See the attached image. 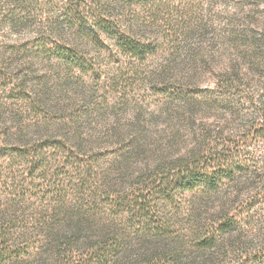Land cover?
<instances>
[{
	"label": "rangeland",
	"instance_id": "1",
	"mask_svg": "<svg viewBox=\"0 0 264 264\" xmlns=\"http://www.w3.org/2000/svg\"><path fill=\"white\" fill-rule=\"evenodd\" d=\"M106 1L0 0V264H264V0Z\"/></svg>",
	"mask_w": 264,
	"mask_h": 264
},
{
	"label": "trees",
	"instance_id": "2",
	"mask_svg": "<svg viewBox=\"0 0 264 264\" xmlns=\"http://www.w3.org/2000/svg\"><path fill=\"white\" fill-rule=\"evenodd\" d=\"M170 1L171 0H107L105 5L102 6L101 8L108 6V8H110L111 11L113 12L115 9L121 8L123 5L127 4L130 6V4L132 3L135 4L137 3V4H141V6L152 17L153 12L154 13L156 12L158 15L160 10L164 8H168ZM80 7L81 6L78 4L76 7L78 9L77 10L75 9V11H73L74 15L70 17V21H72V24L76 25V29H78L77 34H79L81 38L84 37L90 41L93 40V42H98L103 38L102 36H108L109 38L113 39L116 42V44L120 46L122 50L129 52L128 54H130L133 57L135 56L143 57V55L147 51H150L149 48L151 47L149 46V44L143 41L145 38L142 37L141 31L138 29L137 26L135 27L134 23L131 24L123 23L118 19L113 20L112 18L109 17L112 15L99 16L98 10L100 9V7L99 9H97V12L95 11L91 13L87 11L85 12L84 11L85 9H83V11L82 10L80 11ZM71 49H75V48H71ZM59 51H71V50L61 49ZM67 57L68 60H74L75 62H78L79 60L78 57L75 55V53L74 54L68 53ZM12 150L23 156L30 154V151L28 149H23L15 146L13 147ZM180 160H177L176 162L179 164V166H183L182 169H183V173L185 174V177L183 180H181L182 183L196 184L195 175L193 174L192 171H190L189 168L190 165L186 164L184 167V165H182V161ZM72 230L73 229H71V231ZM101 253H104V251L101 250Z\"/></svg>",
	"mask_w": 264,
	"mask_h": 264
}]
</instances>
